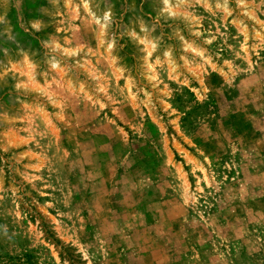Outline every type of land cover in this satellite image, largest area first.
<instances>
[{
    "label": "rangeland",
    "instance_id": "obj_1",
    "mask_svg": "<svg viewBox=\"0 0 264 264\" xmlns=\"http://www.w3.org/2000/svg\"><path fill=\"white\" fill-rule=\"evenodd\" d=\"M0 264H264V0H0Z\"/></svg>",
    "mask_w": 264,
    "mask_h": 264
}]
</instances>
